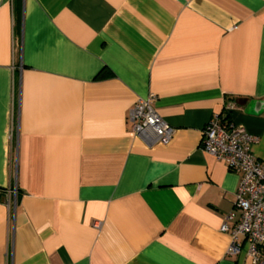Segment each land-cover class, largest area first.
Listing matches in <instances>:
<instances>
[{
  "label": "crops",
  "instance_id": "crops-1",
  "mask_svg": "<svg viewBox=\"0 0 264 264\" xmlns=\"http://www.w3.org/2000/svg\"><path fill=\"white\" fill-rule=\"evenodd\" d=\"M263 100L264 0H0V264H250L201 138L221 114L264 160Z\"/></svg>",
  "mask_w": 264,
  "mask_h": 264
},
{
  "label": "built area",
  "instance_id": "built-area-1",
  "mask_svg": "<svg viewBox=\"0 0 264 264\" xmlns=\"http://www.w3.org/2000/svg\"><path fill=\"white\" fill-rule=\"evenodd\" d=\"M154 97L150 94L133 104L129 113L132 131L145 140L167 143L174 129L154 108ZM256 142L257 136L221 114H215L202 129L201 148L239 175L233 208L220 226L230 236L226 253L236 256L245 251L250 264H264V160L252 152Z\"/></svg>",
  "mask_w": 264,
  "mask_h": 264
},
{
  "label": "water",
  "instance_id": "water-1",
  "mask_svg": "<svg viewBox=\"0 0 264 264\" xmlns=\"http://www.w3.org/2000/svg\"><path fill=\"white\" fill-rule=\"evenodd\" d=\"M258 104V102L255 103V106ZM260 105H263L264 106V100L259 102Z\"/></svg>",
  "mask_w": 264,
  "mask_h": 264
}]
</instances>
